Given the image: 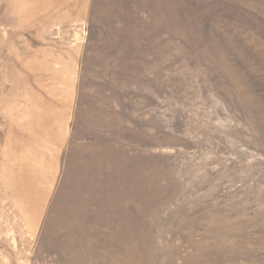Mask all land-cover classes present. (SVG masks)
<instances>
[{"label":"rangeland","instance_id":"1","mask_svg":"<svg viewBox=\"0 0 264 264\" xmlns=\"http://www.w3.org/2000/svg\"><path fill=\"white\" fill-rule=\"evenodd\" d=\"M0 264H264V0H0Z\"/></svg>","mask_w":264,"mask_h":264}]
</instances>
